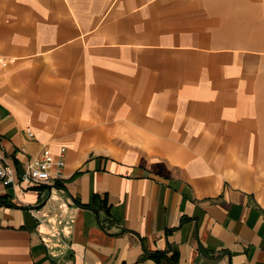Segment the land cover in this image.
<instances>
[{"label": "crops", "instance_id": "obj_1", "mask_svg": "<svg viewBox=\"0 0 264 264\" xmlns=\"http://www.w3.org/2000/svg\"><path fill=\"white\" fill-rule=\"evenodd\" d=\"M62 148L0 264H264V0H0V157Z\"/></svg>", "mask_w": 264, "mask_h": 264}, {"label": "built area", "instance_id": "obj_2", "mask_svg": "<svg viewBox=\"0 0 264 264\" xmlns=\"http://www.w3.org/2000/svg\"><path fill=\"white\" fill-rule=\"evenodd\" d=\"M66 151V148H62L57 157L50 149H45L40 156L30 159L19 175L0 157V184L7 187L56 184L66 166Z\"/></svg>", "mask_w": 264, "mask_h": 264}, {"label": "water", "instance_id": "obj_3", "mask_svg": "<svg viewBox=\"0 0 264 264\" xmlns=\"http://www.w3.org/2000/svg\"><path fill=\"white\" fill-rule=\"evenodd\" d=\"M54 188H58L57 186H54ZM51 190V189H50ZM47 202L48 201H45V202H43L41 205H39V206H36V207H33V208H31L32 210H40V209H42L44 206H46V204H47ZM92 211H94L96 214H97V216L99 217V213H98V211H96V210H94V209H91Z\"/></svg>", "mask_w": 264, "mask_h": 264}, {"label": "trees", "instance_id": "obj_4", "mask_svg": "<svg viewBox=\"0 0 264 264\" xmlns=\"http://www.w3.org/2000/svg\"><path fill=\"white\" fill-rule=\"evenodd\" d=\"M58 186L63 187L60 183H57Z\"/></svg>", "mask_w": 264, "mask_h": 264}]
</instances>
